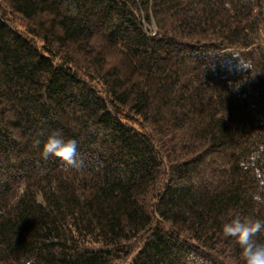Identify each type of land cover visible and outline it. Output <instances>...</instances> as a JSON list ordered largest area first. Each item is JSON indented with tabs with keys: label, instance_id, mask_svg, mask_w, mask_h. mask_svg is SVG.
Returning <instances> with one entry per match:
<instances>
[{
	"label": "trees",
	"instance_id": "16d2710c",
	"mask_svg": "<svg viewBox=\"0 0 264 264\" xmlns=\"http://www.w3.org/2000/svg\"><path fill=\"white\" fill-rule=\"evenodd\" d=\"M262 145L264 0H0V264H244Z\"/></svg>",
	"mask_w": 264,
	"mask_h": 264
},
{
	"label": "clouds",
	"instance_id": "9594fccd",
	"mask_svg": "<svg viewBox=\"0 0 264 264\" xmlns=\"http://www.w3.org/2000/svg\"><path fill=\"white\" fill-rule=\"evenodd\" d=\"M238 71H244L250 68V65L238 60L236 63ZM34 143L39 146L40 140L37 139ZM77 141L75 139L64 140L58 134L49 135L42 146V156L47 158L50 154L62 159L67 165L79 168L82 161L76 158ZM261 151H264V145L261 146ZM259 156V152H252L247 161H241V167L248 169L250 166H255V162ZM257 181L260 190L264 191V174L256 169ZM253 199L260 204H264V197L255 194ZM264 231V219H247L236 216L229 222L222 225V232L225 237L233 238L241 249V257L244 264H264V242H258L255 239V234ZM24 264H34L33 259H28Z\"/></svg>",
	"mask_w": 264,
	"mask_h": 264
}]
</instances>
